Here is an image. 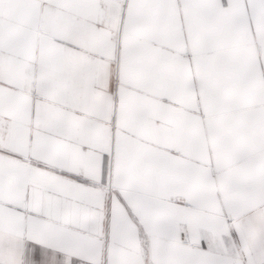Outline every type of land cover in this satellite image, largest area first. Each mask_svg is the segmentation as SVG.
I'll use <instances>...</instances> for the list:
<instances>
[{
    "label": "snow or ice",
    "instance_id": "obj_1",
    "mask_svg": "<svg viewBox=\"0 0 264 264\" xmlns=\"http://www.w3.org/2000/svg\"><path fill=\"white\" fill-rule=\"evenodd\" d=\"M0 264H264V0H0Z\"/></svg>",
    "mask_w": 264,
    "mask_h": 264
}]
</instances>
